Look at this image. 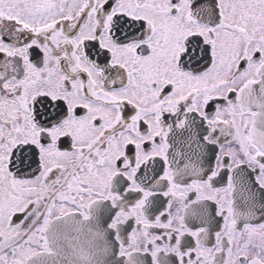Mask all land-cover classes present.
I'll return each mask as SVG.
<instances>
[{
	"label": "snow or ice",
	"instance_id": "1",
	"mask_svg": "<svg viewBox=\"0 0 264 264\" xmlns=\"http://www.w3.org/2000/svg\"><path fill=\"white\" fill-rule=\"evenodd\" d=\"M0 264H264V0H0Z\"/></svg>",
	"mask_w": 264,
	"mask_h": 264
}]
</instances>
